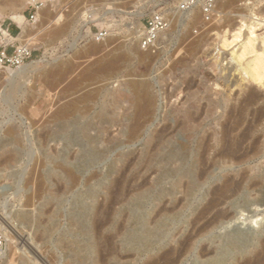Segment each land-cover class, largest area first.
<instances>
[{
	"label": "rangeland",
	"instance_id": "1",
	"mask_svg": "<svg viewBox=\"0 0 264 264\" xmlns=\"http://www.w3.org/2000/svg\"><path fill=\"white\" fill-rule=\"evenodd\" d=\"M36 6L43 11H39L38 20L32 23L27 18ZM263 8L264 0H35L34 3L0 0V27L11 30L16 45L25 43L32 48L31 61L42 60L36 67L24 64L18 68L9 67L11 71L8 67H0V264H149L162 251L172 247L174 250H170L174 254L171 255L179 260L176 264H264L261 262L264 228L260 236L254 237L248 230L253 224L256 228L264 224V118L254 125L257 127L253 136L258 140V148L252 159L247 158L240 164L225 160L229 163L227 166L214 152L219 147L217 139L228 125L224 118L229 106L241 100L239 95L250 87L264 98V78L262 82L254 80L250 70L242 68L258 52L247 55L241 62L233 52L240 51L239 46L245 43L251 31L255 45H262L264 27L255 19V14ZM158 11L168 16L169 27L162 38L143 49L134 39L135 30L145 18ZM14 12L24 15L21 23L11 18ZM66 23L70 25L59 33ZM27 24L32 27L33 34L26 36L23 26ZM89 27L92 33L88 35ZM101 27L110 29L109 35L96 40L94 33ZM194 43L198 46L192 50ZM90 44H99L100 53H90L92 57L85 54ZM123 53L124 58L116 64L118 68L98 73L99 76L80 77L92 61L106 54ZM43 58L60 59L73 70L53 80L51 65ZM73 80L77 85L69 91ZM134 83H148L158 101V115L153 118L149 131L129 138L124 133L126 122L123 121L130 119L133 112ZM217 90L220 91L218 95ZM66 92H73L69 97L72 99L87 92L97 94L79 104V109H86V112L73 115L74 119L70 117L71 123L51 120V112L64 102L62 97ZM263 98L255 108L264 105ZM187 111L196 114L195 121L199 124L194 121L188 126L184 123L177 127L171 140L165 141L160 149L159 145L147 166L143 170L140 168L142 171L134 176L135 179L126 183L125 190L120 191L123 197L120 193L116 197L114 191L112 194L116 196L110 194L107 189L110 186L104 185L107 178L114 179L120 173L130 177L143 164L146 146L155 143L148 134H155L172 118L178 123L183 121ZM9 129H14L15 133L11 130V134ZM204 145L210 148L205 155L206 167L198 156ZM247 147L249 149L250 145ZM66 167L76 168L77 173L69 176ZM155 168L157 171L153 175ZM202 168H209L210 173L207 171L205 178L200 177ZM227 177H232L230 180L234 182H244L224 201L225 204L219 206L230 210L226 218L228 223H224L226 227L221 232V228L217 231L209 227L188 239L189 233L197 229L192 220ZM144 181L146 185L133 190V185ZM191 182L196 185L187 189L184 184ZM129 184H132L130 188ZM113 197L117 199L113 201ZM165 204H176L168 220L170 229L165 235L163 233L166 246L157 254L144 255L142 250L151 245L152 234L145 238V228L140 225L139 230L129 229L128 223L134 219L141 221L150 213L149 209L158 210L157 207ZM106 215L110 217L107 225L110 230L122 229L117 238V252L110 255L109 246L100 243L103 231L99 233L94 228L99 218ZM238 224L250 234L247 231L242 235L237 233L241 237L238 238L231 229H238L235 227ZM122 238L127 247L122 246ZM97 240L99 246L94 250L92 245ZM206 248H211L209 253ZM216 248L219 249L216 251ZM249 249L253 250L247 257L239 254V250Z\"/></svg>",
	"mask_w": 264,
	"mask_h": 264
},
{
	"label": "bare ground",
	"instance_id": "2",
	"mask_svg": "<svg viewBox=\"0 0 264 264\" xmlns=\"http://www.w3.org/2000/svg\"><path fill=\"white\" fill-rule=\"evenodd\" d=\"M27 1H32L33 3H34V1L35 0H27ZM114 4V3H113ZM25 5V4H24ZM1 11H2V9H0ZM40 10H42V9H40ZM43 11V10H42ZM45 12V11H44ZM40 13V12H39ZM38 13V14H39ZM44 14V13H43ZM258 14V15H257ZM257 14H255V19L258 21V23L259 24H261L263 27H264V8L263 9H260L259 10V13H257ZM11 18L13 19V20H15V21H17V22H22V19L24 18V15L23 14H21V13H12L11 15ZM41 16V15H40ZM41 21V20H40ZM172 22V21H171ZM255 22V21H254ZM257 23V24H258ZM69 24V23H68ZM67 23L65 24V25H62V27H61V29H60V32L59 33H63L64 32V30L70 25H68ZM239 29V32H237V34H238V36H240V34H241V32H240V29H241V26H240V28L238 27L237 28V30ZM37 30V29H36ZM36 30H35V32H36ZM23 31L25 32V35L27 36V35H30V34H33V29H32V27L30 26V25H26L25 27L23 26ZM39 31V30H38ZM44 31V30H43ZM166 33V31H164V32H162V33H160V35H159V37L160 38H162L163 36H164V34ZM254 32L253 31H251V33L249 34V36H246L245 38H247L246 39V41H244L245 43L240 47L239 46V48H240V51L237 49V50H234L233 52L236 54H234V56L236 57V59L238 58V59H240V60H238V62L240 61L241 62V60L242 59H244L247 55L249 56V54H252V53H254V52H258V54L257 55H255V57L254 58H252V59H250L249 61H245L246 63H244L243 65L245 66V67H242V68H244V69H249L250 70V76L252 77V79H254V80H259V81H261L262 82V80H263V78H264V31H263V33H262V39H260V40H262L261 41V44L262 45H255V43H254V36H252V34H253ZM24 35V36H25ZM42 35V34H41ZM29 38H30V36H28ZM35 37H36V35H35ZM35 37H33V38H35ZM42 37H43V35H42ZM80 37V36H79ZM13 38V37H12ZM25 38H27V37H25ZM32 38V39H33ZM38 38V37H37ZM46 38V37H45ZM78 38V37H77ZM39 39H41V38H39ZM44 39V38H43ZM258 39V38H257ZM50 40V39H49ZM159 40V39H158ZM26 41V40H25ZM74 41V40H73ZM77 40L75 39V42H76ZM43 42V41H42ZM49 42V41H48ZM112 42V41H111ZM114 42V41H113ZM116 42V41H115ZM114 42V43H115ZM157 42V41H156ZM100 43V42H99ZM110 43V42H109ZM23 44V43H22ZM25 44V43H24ZM73 45H75V44H73ZM86 45V44H85ZM109 45V44H108ZM107 45V46H108ZM116 45H118V44H116ZM123 45H124V43H123ZM122 45V46H123ZM105 46V45H104ZM198 46V44L197 43H194L193 45H192V47H191V49L192 50H194V48H196ZM74 47V46H73ZM101 46L99 45V44H90L88 47H87V49L84 51L85 52V54H89L88 56L90 57L93 53L95 54V53H97L98 54V52L100 53V51L102 50V48H100ZM102 47H103V45H102ZM114 47V46H113ZM112 48V47H111ZM72 49H74V48H72ZM105 49H107V47L105 48ZM104 49V50H105ZM108 49H110V48H108ZM116 49V48H115ZM114 49V50H115ZM111 50V49H110ZM113 50V49H112ZM83 51V50H82ZM109 51V50H108ZM189 51V50H188ZM261 51V52H260ZM84 52H83V55H84ZM90 53H91V55H90ZM110 53V52H109ZM189 53V52H188ZM93 54V55H94ZM80 55H82V53L80 54ZM124 53L121 55H110V54H106V55H104L103 57H101V58H99V59H97V60H95V58H93L95 61H92L91 63L90 62H88V63H90V64H88V66L87 67H85V69L83 70V72H82V76H80L81 78L83 77V78H90V77H93V76H95V75H97V76H99V74L98 73H100L101 74V72H103V71H106V72H108V71H110V69H113V67L115 68L117 65V63L121 60V59H123L124 58ZM78 57V56H77ZM77 57H74L73 59H75V58H77ZM85 58H86V56H84ZM92 57V56H91ZM78 58H80V57H78ZM83 58V57H82ZM88 58V57H87ZM43 60L44 61H46L48 64H50L51 65V70L52 71H50V76H52L53 78V80H55V78L54 77H57L58 75H65V73H67V72H69L70 70H73L72 68V66L70 65V64H65V61H62V60H60V59H54V60H52V61H50V60H47V59H45V58H43ZM90 61L92 60V59H89ZM144 60H146V59H144ZM40 61H42V60H34V61H31L30 62V64L29 65H27L28 63H26V66H31V67H36L37 65H38V63L40 62ZM182 61V60H181ZM72 63H73V61H72ZM73 65V64H72ZM178 65V64H177ZM241 65V64H240ZM25 66V65H24ZM75 66V65H74ZM72 67V68H71ZM9 68V67H8ZM22 68V67H21ZM117 68H118V66H117ZM23 69V68H22ZM241 69V68H240ZM244 69H242L243 71H244ZM9 70L11 71V69L9 68ZM17 71V70H16ZM20 71H21V69H20ZM113 71V70H112ZM19 72V71H18ZM15 73V72H14ZM105 73V72H104ZM248 73V74H249ZM17 74V73H16ZM15 74V75H16ZM49 74V73H48ZM68 74V73H67ZM22 75V74H21ZM75 80H76V78H75ZM75 80H73V82L68 86V89H69V91H71L73 88H74V86L75 85H77V83L75 82ZM81 80V79H80ZM79 80V81H80ZM240 81L239 82H242L241 81V79H239ZM253 80V81H254ZM237 81V80H236ZM52 82V81H51ZM53 83V82H52ZM148 84V83H147ZM146 83H138V84H136V83H134L133 84V86H134V88H133V93H134V101H133V105H132V107H133V112L131 113V112H129V113H131V116H130V119H128L127 120V118H124L125 119V121H123V122H126V125H125V132L124 133H126V134H128V135H126V136H129V138H136L137 136H139L142 132H147V131H149L150 130V128L152 127V125H153V123H152V121H153V118L155 117V115H158V114H156V112H158L157 110H156V108H157V102H156V97H155V95H154V93L153 92H151L152 90H150V86L149 85H147ZM231 84H233V83H231ZM241 84V83H240ZM242 85H244V83H242ZM241 85V86H242ZM132 86V87H133ZM233 86H235L234 84H233ZM236 86H238V85H236ZM239 88H242V87H240V85L238 86ZM249 87V86H248ZM238 88V89H239ZM242 89H244V88H242ZM66 91V90H65ZM68 91V90H67ZM240 91V90H239ZM238 91V92H239ZM241 91H243V90H241ZM240 91V92H241ZM217 93V95H218V92H220V91H216ZM239 92V93H240ZM72 93L73 92H66L65 93V95L62 97V99L64 100V102L62 101V100H60L59 102H63L61 105H59L58 107H55L56 108V110H54L53 112H51V114H50V118H51V120L53 119V120H57V121H64V120H66L67 122H69L70 120H69V118L70 117H72L73 115H76V114H78V113H82V112H86V109H79V104L80 103H83L85 100H87V99H90V98H92L93 96H94V94H97L96 92H87V93H83V94H81L79 97H77V98H75V99H72V98H69L71 95H72ZM222 93V92H221ZM238 93V94H239ZM223 94V93H222ZM220 95V94H219ZM230 95V94H229ZM237 95V94H236ZM54 96V95H53ZM222 96L223 95H221V99H222ZM239 96H241V100L239 101V102H237V104H232L231 106H229V104H228V106L230 107V110L228 111V113L226 114V113H224V114H226V117H225V115H224V119H225V121L226 122H228L227 124V126H226V128H225V130H224V132L221 134V138H219V139H217L218 141L216 142V143H218V148H216V150L214 151L215 152V156H219L220 158H222V160H226L227 162H229V163H231V164H240V163H242V162H244V161H246L247 160V158L248 159H252V157L257 153V142H258V140L257 139H255L254 138V130L256 129L255 127H257V126H255L254 127V125H256L258 122H259V120L260 119H262V118H264V105L263 106H259L258 108H255V106L259 103V102H261V99L263 98V96L258 92V91H256V90H254V89H252V88H248V89H246V90H244V92H243V94H241V95H239ZM38 97H39V95H38ZM49 97V96H48ZM47 98V97H46ZM50 98H52V97H50ZM54 98V97H53ZM61 97H59L58 99H60ZM231 98H233V97H231ZM230 98V99H231ZM239 98V97H238ZM237 98V99H238ZM58 99H57V101H58ZM219 99V98H218ZM225 99H227V98H225ZM234 99V98H233ZM34 100V99H33ZM220 100V99H219ZM218 100V101H219ZM235 100V99H234ZM263 100H264V98H263ZM35 101V100H34ZM51 101V100H50ZM56 101V102H57ZM222 101H224V100H222ZM228 101H229V97H228ZM58 102V103H59ZM125 102V101H124ZM227 102V101H226ZM226 102H224L225 104H226ZM264 102V101H263ZM231 104V103H230ZM262 104V103H261ZM54 105V104H53ZM55 105H57V104H55ZM125 105V104H124ZM213 106H215V104L213 105ZM51 107V106H50ZM192 108V106H190L189 105V108ZM219 107H222V106H219ZM46 108H48V107H46ZM215 108V107H214ZM213 108V109H214ZM158 109V108H157ZM210 109H212V108H210ZM216 109V108H215ZM45 110V109H44ZM51 110V109H50ZM49 110V111H50ZM109 111V110H108ZM124 111H126V110H124ZM130 111V110H129ZM225 111H227V110H225ZM110 113V112H109ZM125 113V112H124ZM217 113V112H216ZM219 113V112H218ZM83 114V113H82ZM81 114V115H82ZM184 114V113H183ZM124 115H126V114H124ZM129 115V114H128ZM165 115V114H164ZM77 116H79V115H77ZM184 116V115H183ZM122 117V116H121ZM128 117V116H127ZM73 119H74V116L72 117ZM75 118H76V116H75ZM167 118V117H166ZM184 118V120L182 121L181 120V122H179L178 123V121H176V118H172L171 119V121L170 122H168V123H166V124H164V125H162V128L160 129V130H158L155 134L153 133V134H151L150 133V135L148 134V137L150 136V139H152V138H154V140H155V143L152 145V146H150L149 145V147L148 146H146V148H147V150H146V152H144V154H143V159H144V162H143V164H141L140 166H139V168L136 170V171H134L133 173H132V175L130 176V177H127V176H125L126 175V173H125V175H123V174H121L120 173V175L118 174L117 176H115V178L114 179H111L110 177L109 178H107V182L106 183H104V185H107V186H110L109 188H110V190H109V188L107 187V189H108V192L110 193V194H112V191H114L116 194H117V196L116 195H114L115 193H113L112 195H114V196H116V197H118L119 196V193L121 194V190L123 189V190H125V188H124V186H127V184L130 182V181H132L133 179H135L134 178V176L136 175V174H138L139 173V171L141 170L140 168H142V170H143V167H145V166H147V164L146 163H148L149 161H150V157H151V155H153L154 154V151L157 149V147L160 145V147H159V149L161 148V146L164 144V142L165 141H169V139L171 140V138L170 137H172V136H174L173 135V132H174V130L178 127H180V125L181 124H184V123H186V125L187 124H192L195 120H196V114L195 113H193V111H191V112H185V116L183 117ZM182 118V119H183ZM216 118V117H215ZM71 119V118H70ZM73 119H72V121H73ZM197 119H198V116H197ZM69 120V121H68ZM167 120V119H166ZM165 120V121H166ZM199 120V119H198ZM165 121H164V123H165ZM203 121H204V119H203ZM224 121V120H223ZM128 122V123H127ZM198 122H201V121H198ZM70 123H71V121H70ZM69 123V124H70ZM195 123L196 124H199V123H197L196 121H195ZM259 124V123H258ZM185 125V124H184ZM183 125V126H184ZM188 126V125H187ZM190 126V125H189ZM193 126V125H192ZM191 126V127H192ZM224 126H225V124H224ZM186 127V126H185ZM255 128V129H254ZM12 130V129H11ZM10 129H9V132L11 131ZM14 130V129H13ZM13 130H12V132H13ZM186 131V130H185ZM184 131V132H185ZM189 131V130H188ZM128 132V133H127ZM175 132H177L176 130H175ZM183 132V131H182ZM222 132V131H221ZM11 133V132H10ZM13 133H15V132H13ZM149 133V132H148ZM12 134V133H11ZM255 137H256V135H255ZM124 139V138H123ZM117 140V139H116ZM247 142H249V145H250V148L249 149H247L248 147L247 146H249V145H247L246 143ZM124 143V142H123ZM209 143V142H208ZM150 144V143H149ZM205 144H206V142H205ZM213 144V143H212ZM211 145V144H210ZM205 146V145H204ZM213 146V145H212ZM211 147V146H210ZM207 150H208V146H205L204 147V149H200V151H199V153H198V156H199V158L203 161H201L202 163H203V166H205L206 167V162H205V160H206V152H207ZM209 150H210V148H209ZM208 150V151H209ZM213 152V153H214ZM259 155V154H258ZM179 156V155H178ZM197 156V157H198ZM214 156V155H213ZM214 156V157H215ZM218 157V158H219ZM199 158H197V159H199ZM217 157H215V159H216ZM163 159V158H162ZM185 159V158H184ZM199 159V160H200ZM180 160H182L181 158H180ZM198 160V161H199ZM221 160V159H220ZM184 161V160H183ZM217 161H219V160H217ZM222 162L223 164H225V162ZM200 162V163H201ZM213 162V161H212ZM215 162V161H214ZM226 162V163H227ZM248 162V161H247ZM69 163V162H68ZM67 163V164H68ZM159 163V162H158ZM157 163V164H158ZM180 163V162H179ZM217 163V162H216ZM229 163H227V166H228V164ZM66 164V165H67ZM71 164V163H70ZM199 164V163H198ZM213 164V163H212ZM161 165V164H160ZM184 165V164H183ZM210 165V164H209ZM214 165H215V163H214ZM226 165V164H225ZM69 166V165H68ZM154 166H157V165H154ZM173 166V165H172ZM226 166V167H227ZM159 167V166H158ZM180 167V166H179ZM208 167V166H207ZM210 167V166H209ZM212 167V166H211ZM224 168H226L225 166H223ZM67 168V167H66ZM160 168V167H159ZM158 168V169H159ZM150 169V168H149ZM148 169V172H151V169L149 170ZM156 170H152V173L153 172H156L157 171V168H155ZM161 169V168H160ZM159 169V170H160ZM163 169H164V167H163ZM172 169V168H171ZM179 169V168H178ZM193 169V168H192ZM199 169V168H198ZM203 170L200 172V177L201 176H203V178H205L204 177V175L206 176L207 174V171H208V169L209 168H202ZM221 169H222V167H221ZM227 169H228V167H227ZM67 171L66 172H68L67 174L69 175V176H73L75 173H77V169L75 168V169H70V167H68L67 169H66ZM141 170V171H142ZM174 170V169H173ZM182 170V169H181ZM186 170V169H185ZM188 170L190 171L191 169L190 168H188ZM193 170H197V169H193ZM201 170V169H200ZM211 170V169H210ZM224 170V169H223ZM140 171V172H141ZM164 171V170H163ZM166 171V170H165ZM179 171V170H178ZM188 171V172H189ZM220 171H222V170H220ZM244 171V170H243ZM248 171V170H247ZM191 172V171H190ZM197 172H199V171H197ZM224 172V171H223ZM160 173V172H159ZM193 173H195V172H193ZM210 172L208 171V174H209ZM154 174H156V173H153V175ZM196 174V173H195ZM194 174V175H195ZM199 174V173H198ZM246 174V173H245ZM149 174L147 173V176H148ZM193 175V174H192ZM191 175V176H192ZM220 175V174H219ZM160 176V175H159ZM198 176V175H197ZM241 176V175H240ZM244 176V175H243ZM136 177V176H135ZM186 177H188V178H191V177H189V176H186ZM194 177V176H193ZM228 179H226V180H224L223 181V184L221 185V186H219L218 188L216 187L215 188V191H214V196L211 198V199H209V201L208 202H206V204L203 206V209L194 217V219L192 220L193 222H192V224L194 223V226L193 227H197V229L195 230V228H194V232H193V230H191L192 232H193V234H191V233H189L190 234V236H189V238L188 239H191V238H194V236L196 237L197 235H199V233L200 232H204V230L205 229H207V228H209V227H214V228H216V230L218 231L220 228L222 229H224L225 227H226V225L224 224V223H228V219L226 220V218L228 217V215H227V213H229V209H224V208H219V206L222 204V203H224V201L226 200V199H229L231 196H233L239 189H240V187L241 186H243V182L244 181H239V182H234V180H230V179H232V177H230V179H229V177H227ZM149 179V178H148ZM192 179V178H191ZM201 179V178H200ZM143 180V179H142ZM188 180V179H187ZM193 180V179H192ZM259 180V179H258ZM146 181H148V180H146ZM146 181H144V182H142L141 184H137V185H133V190H136L138 187H143L144 185H146ZM176 181V180H175ZM237 181V180H236ZM190 182V181H189ZM188 182V183H189ZM196 182V181H195ZM195 182H191L190 184H184V186L187 188V189H192L193 188V186L194 185H196V183ZM257 182V181H256ZM260 182V181H259ZM127 183V184H126ZM184 183V182H183ZM255 183V182H254ZM252 185H253V183H252ZM130 186H132V184L130 185L129 184V188H130ZM209 186V185H208ZM207 186V187H208ZM214 187V186H213ZM126 188H128V187H126ZM150 188V187H149ZM209 188L210 187H208V189L207 190H209ZM145 189V188H144ZM127 190V189H126ZM125 192V191H124ZM123 192V193H124ZM127 192V191H126ZM208 192V191H207ZM157 193V192H156ZM122 195V194H121ZM124 195V194H123ZM123 195L121 196V197H123ZM207 195V194H206ZM205 195V196H206ZM109 197V196H108ZM120 198V197H119ZM113 199H114V197H113ZM117 199V198H116ZM116 199H114L113 201H115ZM112 201V200H111ZM110 201V202H111ZM118 202H119V200H117ZM176 202V201H175ZM174 203V202H173ZM225 204V203H224ZM109 205V204H108ZM156 206H158V205H156ZM201 206V205H200ZM222 206V205H221ZM109 208H110V206H108ZM109 208H106V209H108V211L110 210ZM112 208V207H111ZM176 208V204H174V205H172V206H168V205H163L162 207H157V209L158 210H155V209H149L150 210V213H147V215H145V217L144 218H142V220L140 221H136V219H134L135 221H132V222H130V223H128L129 224V226H128V224H127V226L128 227H130L129 229H133V230H135V229H138V228H140L139 226L141 225L143 228H145L146 229V231H145V234H146V236H144L145 238H149L148 237V235H150L151 236V234H152V236H151V242L149 243V244H151V245H146L145 246V249L143 248V250L142 251H145V253H144V255H147V256H151V255H153V254H157L159 251H162V249L166 246L165 245V240H164V238L165 237H163V233H164V235L166 234V231L168 230V229H170L169 227H168V223L170 222H168V220L170 219V216H171V214L173 213V212H171L173 209H175ZM96 210H98V211H100L99 209H96ZM102 210V209H101ZM104 210H105V208H104ZM195 210H197V209H195ZM97 211V212H98ZM103 211V210H102ZM101 211V212H102ZM231 211H233V210H231ZM100 212V213H101ZM104 212V211H103ZM105 212H107V211H105ZM99 213V214H100ZM233 213V212H232ZM97 214V213H96ZM111 214V213H110ZM109 213H108V215H110ZM151 214H154L153 215V217L151 218L150 217V215ZM174 214V213H173ZM172 214V215H173ZM194 214V213H193ZM192 214V215H193ZM103 215H105V213L103 214ZM108 215H106V216H103V218L101 217V218H99V221H98V224H96L97 223V220H95L96 221V225H97V227H94V228H96L95 230H97V232H102L103 231V233H104V235H102L103 237L102 238H100V239H102V240H100V243L101 244H104V245H107V246H109V249H108V251H109V255L110 254H112V253H116L117 252V249L118 248H116L117 247V245H119L118 243H119V240H117V238L119 237V235H120V231L122 230L121 228H119V229H121V230H118V229H115V230H117L116 232H115V230L113 229V230H110V228L107 226L108 225V223H109V221H110V217L108 216ZM191 215V216H192ZM101 216V215H100ZM172 217V216H171ZM93 218V217H92ZM98 218V217H97ZM231 218V217H230ZM139 219H141V217L139 218ZM232 219H234V218H232ZM238 219H239V217H238ZM237 219V220H238ZM91 220V219H90ZM133 220V219H132ZM230 220V219H229ZM235 220H236V218H235ZM86 221H87V219H86ZM226 221V222H225ZM255 221H257V220H255ZM113 222V221H112ZM230 222V221H229ZM236 222V221H235ZM237 222H239V220L237 221ZM226 223V224H227ZM231 223V222H230ZM229 223V224H230ZM255 223V222H254ZM257 223H258V221H257ZM256 223V224H257ZM93 224V223H92ZM110 224V223H109ZM170 224V223H169ZM191 224V223H190ZM233 224V223H232ZM235 224V223H234ZM89 225V224H88ZM223 225H225V226H223ZM121 226V225H120ZM123 226V225H122ZM233 226V225H232ZM239 227L238 229L237 228H231V229H234V232L237 234H240V235H242V234H245V232L247 231V230H245V228L243 227V226H241V225H235V227ZM257 226V225H256ZM141 227V228H142ZM258 227V226H257ZM124 228V227H123ZM126 229H127V227H125ZM227 228H228V226H227ZM230 228V227H229ZM229 228H228V230H229ZM264 228V224H263V226L262 227H258V228H256L255 226H254V224L253 225H251V228L250 229H248L249 230V232L251 233V235L254 237V236H260L261 235V232H262V229ZM210 229V228H209ZM208 229V230H209ZM223 229L222 230H220V232L221 231H223ZM230 229V230H231ZM235 229H236V231H238V232H236L235 231ZM133 230H131L132 232H134L135 234L137 233V232H135V231H133ZM139 230V229H138ZM137 230V231H138ZM143 230V229H142ZM227 230V229H226ZM245 230V231H244ZM130 231V230H129ZM130 231V232H131ZM176 231V230H175ZM206 231V230H205ZM170 231H168V233H169ZM190 232V231H189ZM224 232H228V231H224ZM233 232V231H232ZM98 233V234H99ZM122 233V232H121ZM187 233V232H186ZM218 233V232H217ZM223 233V232H222ZM247 233H248V231H247ZM250 233H248V234H250ZM224 234V233H223ZM229 234H230V237H232L231 236V233L229 232ZM234 233H232V235H233ZM235 234V235H236ZM238 234H237V237L238 238H241V237H239L238 236ZM101 235V234H100ZM133 235V234H132ZM227 235V234H226ZM234 235V236H235ZM174 236V235H173ZM188 236V235H187ZM186 236V237H187ZM228 236V235H227ZM233 236V237H234ZM251 236V237H252ZM176 237V236H175ZM185 237V238H186ZM229 237V239H232V238H230ZM236 237V238H237ZM152 238H155V239H152ZM174 238V237H173ZM198 238V237H197ZM166 239V238H165ZM184 239V238H183ZM187 239V240H188ZM234 239V238H233ZM180 241L182 240V239H179ZM178 240V241H179ZM186 240V241H187ZM98 241V242H97ZM96 242L97 243H94L92 246H93V249L94 250H96V249H98L97 247L99 246V240H97ZM124 242V240H123V238H122V240H120V242ZM147 241H148V239H147ZM164 241V242H163ZM168 241V240H167ZM121 243L122 244V246L124 245L125 247H127L126 246V244L125 243ZM183 242V241H182ZM182 242H181V244L180 245H182ZM186 243V242H185ZM184 243V244H185ZM187 243H188V241H187ZM189 243H190V241H189ZM128 244V243H127ZM148 244V243H147ZM175 245V244H174ZM179 245V244H178ZM189 245V244H188ZM173 246V245H172ZM175 246H177V245H175ZM182 246H184V245H182ZM119 247V246H118ZM171 247V246H170ZM180 247V246H179ZM262 247H264V246H262ZM120 248V247H119ZM122 248V247H121ZM137 248V247H136ZM178 248V247H177ZM181 248V247H180ZM187 248H188V246H187ZM190 248V247H189ZM188 248V249H189ZM127 249H129V247L127 248ZM141 249V248H140ZM170 249H173V247L172 248H170ZM170 249H168V251H166V252H164L163 253V251H162V254L159 256V257H157V258H154V260L153 261H151L149 264H174L175 262L177 263L179 260H177L176 261V257L174 258L171 254H174L173 253V251H171ZM179 249V248H178ZM202 249V248H201ZM200 249V250H201ZM205 249V248H204ZM207 249V251L208 250H210L209 248H206ZM212 249H213V247H212ZM217 249H219V248H216L215 250L217 251ZM131 250V249H130ZM133 250V249H132ZM131 250V251H132ZM135 250V249H134ZM133 250V251H134ZM138 249H136V251H137ZM174 250V249H173ZM181 250V249H180ZM179 250V251H180ZM185 250H187V249H185ZM194 250V249H193ZM251 250H253V249H249V250H247V251H242V250H239V254L241 255V256H248L249 255V253H250V251ZM129 251V250H128ZM139 251V250H138ZM141 251V252H142ZM178 251V250H177ZM176 251V253H178ZM183 251H184V249H183ZM214 251V250H213ZM260 251V250H259ZM96 252V251H95ZM127 252V251H126ZM182 252V251H181ZM187 252V251H186ZM202 252V251H201ZM210 251H208V253H209ZM212 252V251H211ZM261 252H264V249L262 248V251ZM128 253V252H127ZM180 253V252H179ZM184 253V252H183ZM256 253V252H255ZM262 254V253H261ZM178 256L180 255V254H177ZM183 255V254H182ZM257 255L259 256L260 255V252H259V254H258V252H257ZM172 256V257H171ZM177 256V257H178ZM261 256V255H260ZM260 256L258 257V258H260ZM262 256L263 257H261L260 259H261V262H264V254H262ZM97 258V257H96ZM179 258H181V256L179 257ZM213 258V257H212ZM212 258H211V261H212ZM254 259H256V257H254ZM260 259H258V261L260 260ZM248 260V259H247ZM247 260H244V261H247ZM217 261V260H216ZM253 261V260H252ZM257 262V261H256ZM175 263V264H176ZM237 263H238V261H237ZM245 264H247V263H249V262H244ZM252 263V262H251ZM256 264V263H255Z\"/></svg>",
	"mask_w": 264,
	"mask_h": 264
},
{
	"label": "built area",
	"instance_id": "3",
	"mask_svg": "<svg viewBox=\"0 0 264 264\" xmlns=\"http://www.w3.org/2000/svg\"><path fill=\"white\" fill-rule=\"evenodd\" d=\"M40 7L36 6L31 12L27 20L35 23L38 20ZM170 24V20L166 14L161 11L154 12L144 19L142 25L135 30V41L138 45L147 49L150 48L159 38L160 33L164 32ZM89 30V31H88ZM88 35L92 33L88 28ZM110 29L107 27L98 28L94 33L96 40H103L109 35ZM12 32L9 28L0 27V67H20L31 61L33 58V50L27 44H15L12 38Z\"/></svg>",
	"mask_w": 264,
	"mask_h": 264
},
{
	"label": "crops",
	"instance_id": "4",
	"mask_svg": "<svg viewBox=\"0 0 264 264\" xmlns=\"http://www.w3.org/2000/svg\"><path fill=\"white\" fill-rule=\"evenodd\" d=\"M15 23H17V22H15ZM11 39H13V38H11Z\"/></svg>",
	"mask_w": 264,
	"mask_h": 264
}]
</instances>
